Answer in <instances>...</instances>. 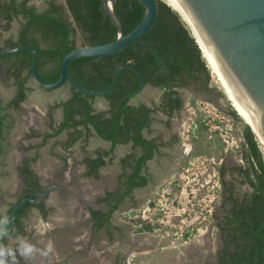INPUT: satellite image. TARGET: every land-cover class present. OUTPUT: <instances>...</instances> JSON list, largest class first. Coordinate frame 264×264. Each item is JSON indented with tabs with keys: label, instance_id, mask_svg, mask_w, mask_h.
<instances>
[{
	"label": "trees",
	"instance_id": "trees-1",
	"mask_svg": "<svg viewBox=\"0 0 264 264\" xmlns=\"http://www.w3.org/2000/svg\"><path fill=\"white\" fill-rule=\"evenodd\" d=\"M158 14L153 26L141 37L125 48L111 54L98 56H78L69 63L70 75L91 90H103L110 86L113 72L119 65H133L142 74L146 85L163 90L158 105L144 102L134 105L131 97L122 98L136 91L141 80L138 74L129 68L118 72L114 88L103 96L107 100L106 109H97V96H91L78 90L71 84L70 96L56 106L61 107L62 117L58 124L50 123V129L41 131L31 129L28 138H40L37 143L26 146L35 149L36 154L25 156L18 169L22 171L25 190L33 198L39 190L40 176L32 163L39 158V150L52 139L54 154L67 161V157L57 152L56 147L66 151L92 134L110 142V147L99 148L95 154L86 155L87 175L99 177L101 167L115 156V148L120 144H131L133 150L121 158L122 171L118 175L117 187L107 191L97 202L104 208H91L95 231L106 230L111 237L117 228L112 218L125 200L133 196L136 189L148 186L154 176L149 171V162L161 154L167 143L160 137H147L152 131L154 114L164 112L168 117L181 113L184 100L180 89L193 82L208 88L211 77L207 59L202 54L192 30L181 13L165 0H157ZM114 11L119 17L125 33L136 28L145 15V6L139 0H115ZM0 16L8 20L22 18V24L16 36L10 37L0 46V51L19 45L33 46L39 55L38 68L42 77L56 82L61 75V63L64 55L79 46L77 36H81V45L103 44L118 37V28L105 9V0H47L46 6L38 8L34 0H0ZM205 57V58H204ZM33 54L29 50H20L0 57L9 63L7 73L14 77L18 86L17 96L12 106H18L27 99V86ZM1 68V65H0ZM11 106V104H10ZM234 106V105H233ZM8 107L0 97V163L5 152L6 131L10 128ZM237 110V109H236ZM231 108L229 114L235 121L242 119L241 114ZM242 157L244 164L239 168L243 175L242 184L250 187L243 197L236 195L233 186L225 188L228 193L225 201L230 203L225 214L217 222L220 228L223 246L218 250L217 260L210 264H264V155L259 147L256 133L246 123L242 131ZM64 136L59 139V137ZM221 175L225 169L222 166ZM224 185L226 180L221 179ZM2 191L0 186V192ZM24 195H20L10 204L5 214L11 217V210ZM35 204L26 201L16 212L15 222L10 226L11 240L27 233L26 217ZM44 209V206H40ZM216 217H219L216 215ZM148 223L141 230H153ZM11 241L5 238L3 241ZM19 260V258H18ZM20 264V260H19Z\"/></svg>",
	"mask_w": 264,
	"mask_h": 264
},
{
	"label": "rangeland",
	"instance_id": "rangeland-1",
	"mask_svg": "<svg viewBox=\"0 0 264 264\" xmlns=\"http://www.w3.org/2000/svg\"><path fill=\"white\" fill-rule=\"evenodd\" d=\"M46 1L34 0L40 9L46 6ZM56 2L65 3V0ZM13 23L16 29L20 20L15 19ZM13 32L15 34V30ZM77 40L81 45L80 34ZM7 66L0 73V96L8 106L6 112L11 124L4 141L6 153L0 163V210L3 214L16 200L21 187L18 174L20 162L25 156L36 154L35 149L27 150L26 146L41 140L25 135L33 128L46 131L50 129V123L58 124L62 113L61 107L56 104L70 95L68 85L47 90L30 77L26 84L33 87V90L27 91V99L20 103L21 108L10 106L9 101L14 97L15 90L6 71ZM208 67L211 72L208 88L193 82L180 89L184 100L181 114H175L171 118L162 111L154 114L152 131L146 132V135L150 138L160 137L167 145L162 147L161 154L149 162V171L154 176L151 183L136 189L133 196L127 198L113 215V224L117 226L112 233L113 237L106 230L95 231L92 228L85 202L88 206L92 204L96 208L100 207L94 197L102 195L107 189L115 188L122 171L121 158L133 150L132 146L118 145L114 152L115 158L108 160L101 168L99 177H93L87 175V168L82 162L85 150L93 155L95 149L109 147V142L91 136L86 144L78 142L71 151L56 147L57 152L67 157V161H64L54 154L52 139L39 150V158L32 163V167L40 175L42 182H62L72 191L67 196L52 191L45 200L47 209L43 212L33 208L26 218L27 233L13 238L10 246L15 247L18 238L36 243L38 247H43L51 240L55 245L51 264L215 262L218 250L223 246L217 222L230 206L225 201L228 194L225 188L233 186L236 195L240 197L251 189L247 184L241 183L243 175L226 159L228 155H234L239 159L237 166L244 164L242 144L236 152H226L218 136L199 126L191 148L188 149L186 145L183 131L192 106L196 108L201 101H208L226 113L231 108H236L212 67L209 64ZM162 93V89L149 85L132 98L131 102L144 101L150 105H158ZM104 101V98L98 97L95 104L99 106ZM235 124L241 135L246 121L242 118L235 121ZM259 144L264 147L260 140ZM196 157L207 158L208 165L204 168L192 165L190 160L195 161ZM224 163L228 165L224 167V175H221ZM222 178L226 180V185L222 183ZM148 223L154 226L153 230H141ZM24 262L49 264L39 257L34 261Z\"/></svg>",
	"mask_w": 264,
	"mask_h": 264
},
{
	"label": "water",
	"instance_id": "water-1",
	"mask_svg": "<svg viewBox=\"0 0 264 264\" xmlns=\"http://www.w3.org/2000/svg\"><path fill=\"white\" fill-rule=\"evenodd\" d=\"M139 1L145 6L144 18L136 28L125 33L122 23L114 11L115 0H105V9L118 28V37L108 43L79 45L66 53L61 63L60 78L56 82H49L42 77L38 68V52L31 45L5 48L0 51V57L15 51L29 50L33 54L29 74L41 87L53 90L71 84L83 93L97 97L109 93L117 82L118 72L123 68H129L138 74L141 85L136 91L125 95L121 101L127 97L133 98L146 86L141 72L133 65L117 66L113 72L112 83L103 90H91L76 81L70 75L68 66L70 61L78 56L111 54L135 41L142 40L141 37L156 21L158 4L157 0ZM180 1L189 11L205 47L235 100L264 136V0ZM196 42L198 43L197 39ZM199 48L201 49L200 45ZM234 109L236 110V108ZM237 113L239 114V112ZM249 126L252 130L254 129L251 125ZM46 193L47 191L43 194ZM26 201L37 202L38 198L24 197L16 203L11 210L10 226L15 222L17 210Z\"/></svg>",
	"mask_w": 264,
	"mask_h": 264
},
{
	"label": "built area",
	"instance_id": "built-area-1",
	"mask_svg": "<svg viewBox=\"0 0 264 264\" xmlns=\"http://www.w3.org/2000/svg\"><path fill=\"white\" fill-rule=\"evenodd\" d=\"M193 107V108H192ZM191 107V112L184 126V139L188 149L191 148L193 139L197 137L196 130L199 126L206 128L211 134H215L224 144V150L237 151L242 144L243 135L238 131L235 120L229 113L224 112L218 106L208 101H201L196 108ZM264 154V147L259 144ZM207 158L196 157L195 161L190 160L192 165L203 168L208 165ZM210 175V173H209Z\"/></svg>",
	"mask_w": 264,
	"mask_h": 264
},
{
	"label": "clouds",
	"instance_id": "clouds-1",
	"mask_svg": "<svg viewBox=\"0 0 264 264\" xmlns=\"http://www.w3.org/2000/svg\"><path fill=\"white\" fill-rule=\"evenodd\" d=\"M10 225L11 220L7 215L0 216V264H19L18 255L25 261H34L39 257L51 264V256L55 253L53 241L49 240L43 247H38L36 243L18 238L16 246L12 247L3 242L5 238L11 241Z\"/></svg>",
	"mask_w": 264,
	"mask_h": 264
},
{
	"label": "flooded vegetation",
	"instance_id": "flooded-vegetation-1",
	"mask_svg": "<svg viewBox=\"0 0 264 264\" xmlns=\"http://www.w3.org/2000/svg\"><path fill=\"white\" fill-rule=\"evenodd\" d=\"M20 105L21 104H19V107L18 108H21L20 107ZM16 108V107H15ZM183 111H181V113H182ZM181 113H179V114H181ZM33 129H36V128H33ZM30 132V131H29ZM28 132V133H29ZM27 133V134H28ZM27 134L25 135V137H27ZM23 160V159H22ZM21 164H22V162H21ZM20 164V165H21ZM18 174H19V180H20V188H19V190H18V194H17V197L18 196H20V195H24V197H29V198H31L27 193V191L25 190L27 187H29V185H27V184H25L24 183V176H23V174H22V171L21 170H19L18 169ZM40 176V175H39ZM40 179H41V177H40ZM40 183H41V186L39 187L40 189L38 190L37 189V191L35 192V197H33V198H38V201L37 202H33L35 205L30 209V211H29V213L27 214V217L30 215V213L32 212V209L33 208H37V209H39V210H42L43 212H44V209H40V208H42V207H40V206H44L45 207V210L47 209V205H46V202H45V200L49 197V195H50V193L52 192V191H58L59 192V194L62 196V195H64V196H67L68 194H69V192L70 191H72V190H70V188H68V185H66V184H62V182H54L53 180H51V181H49L48 183H45V182H42V179L40 180ZM117 186H115V188H116ZM114 188V189H115ZM114 189H112V190H114ZM47 191V193L46 194H43L44 192H46ZM107 191H111V189H107L102 195H99V196H95L94 198V200H95V202H96V204L98 205V206H100V207H98V208H104L105 207V205L104 204H99L98 202H97V200L100 198V197H103V196H105L106 195V192ZM71 193V192H70ZM81 196V195H80ZM23 197V198H24ZM81 200H83L82 199V197H81ZM32 202V201H31ZM85 206L89 209V218H90V222H91V226H92V228H93V223H94V221H93V219H92V213H91V208L93 207V208H96V207H94L92 204H90L89 206L88 205H86V202H85ZM0 212H1V210H0ZM26 217V218H27ZM94 229V228H93ZM105 230V229H104ZM101 231V230H100ZM107 232V231H106ZM23 236V235H22ZM18 258H19V260H20V264H26V262H24V260L21 258V257H19V255H18Z\"/></svg>",
	"mask_w": 264,
	"mask_h": 264
},
{
	"label": "crops",
	"instance_id": "crops-1",
	"mask_svg": "<svg viewBox=\"0 0 264 264\" xmlns=\"http://www.w3.org/2000/svg\"><path fill=\"white\" fill-rule=\"evenodd\" d=\"M3 1H6V0H3ZM15 19H19L20 20V24H19V26L15 29V27L13 26V21L15 20ZM22 18L21 17H15V18H13L12 20H8V19H6L5 17H3V16H0V46H2L3 44H4V41L6 40V39H8V38H10V37H14V38H16V36H17V34H18V32H19V29H20V26H21V24H22ZM15 30V34H14V31ZM6 63V64H5ZM5 64V65H4ZM1 68H0V73L2 72V70H4L5 69V66H9V63H7V62H2L1 64ZM4 65V66H3ZM7 66V67H8ZM6 67V68H7ZM10 78H11V82H12V87L14 88V90H15V95H14V97L9 101V105L11 104L12 105V101H13V99L17 96V92H18V86H17V84H16V81H15V79H14V77H11L10 76ZM147 86H149V85H146L145 87H147ZM157 88V87H156ZM45 89V88H44ZM47 90H49V89H47ZM143 91V90H142ZM141 91V92H142ZM140 92V93H141ZM2 95V94H1ZM70 96V95H69ZM68 96V97H69ZM1 97V96H0ZM67 97V98H68ZM99 97H102L103 98V96H99ZM135 97V96H134ZM133 97V98H134ZM98 98V97H97ZM66 99V98H65ZM104 100H105V98H104ZM131 100H132V98H131ZM131 100H130V103L131 104H134V105H138L139 103H141V102H144V101H138V102H131ZM108 102H107V100H105L104 102H101L100 104H99V106H96V104H95V106H96V108L97 109H106L107 107H108V104H107ZM145 104H147V105H149V106H151L150 104H148V103H146V102H144ZM3 104L5 105V103L3 102ZM5 106H7V105H5ZM14 106V105H13ZM19 106V105H18ZM8 107V106H7ZM14 107H17V106H14ZM61 113H62V109H61ZM61 117H62V115H61ZM91 136H94L95 138H97V139H100V140H103V141H105V142H109V141H106V140H104V139H102V138H100V137H98L97 135H96V133H94V132H92V134L88 137V139H86V140H81V141H83L84 143L87 141V140H89V138L91 137ZM80 141V142H81ZM110 143V142H109ZM86 144V143H85ZM131 145V144H130ZM118 146V145H117ZM132 146V145H131ZM110 147V146H109ZM108 148V147H107ZM133 148V147H132ZM97 149H99V148H97ZM97 149H95V151L97 150ZM95 151H94V154H95ZM89 151L86 149L85 150V156L86 155H89L90 153H88ZM93 154V155H94ZM92 155V156H93ZM84 156V157H85ZM228 158H226V159H228V162L229 163H231L232 164V166H234V169H238L239 170V168H240V166H237V164H238V161H239V159H237L234 155H228L227 156ZM115 158V157H114ZM113 158V159H114ZM22 162V161H21ZM21 162H20V164H21ZM19 164V165H20ZM85 164V163H84ZM224 165V167L226 166L227 167V165H226V163H224L223 164ZM85 167H86V165H85ZM225 167V168H226ZM87 168V167H86ZM102 168V167H101ZM87 170H88V168H87ZM87 170H86V172H87ZM101 170V169H100ZM242 180V179H241Z\"/></svg>",
	"mask_w": 264,
	"mask_h": 264
},
{
	"label": "bare ground",
	"instance_id": "bare-ground-1",
	"mask_svg": "<svg viewBox=\"0 0 264 264\" xmlns=\"http://www.w3.org/2000/svg\"><path fill=\"white\" fill-rule=\"evenodd\" d=\"M165 1L168 4H170L171 6H173L176 10H178L181 13L182 17L184 18V20H186L188 22L194 37L197 39L199 45L201 46V49H202V51L204 53V56L206 57L209 65L212 67V69L216 73L217 77L221 81L222 85L224 86L228 96L232 100V102L235 105L236 109L239 111V113L241 114L242 118L246 121V123L251 125L254 128L253 130L256 133L257 137L264 144V136H263V134L256 128V126L252 123V121L249 119V117L246 115V113L243 111V109L240 107V105L235 100V98L232 95L231 91L229 90V88H228V86H227V84H226V82H225L220 70L218 69V67L215 64L213 58L211 57L210 53L208 52L207 48L205 47V45H204V43H203V41H202V39H201L196 27H195L193 19H192L191 15H190L189 11L185 7V5L180 0H165Z\"/></svg>",
	"mask_w": 264,
	"mask_h": 264
}]
</instances>
